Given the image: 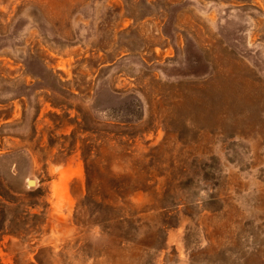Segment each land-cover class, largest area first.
Segmentation results:
<instances>
[{
  "label": "rangeland",
  "instance_id": "obj_1",
  "mask_svg": "<svg viewBox=\"0 0 264 264\" xmlns=\"http://www.w3.org/2000/svg\"><path fill=\"white\" fill-rule=\"evenodd\" d=\"M0 264H264V0H0Z\"/></svg>",
  "mask_w": 264,
  "mask_h": 264
},
{
  "label": "bare ground",
  "instance_id": "obj_2",
  "mask_svg": "<svg viewBox=\"0 0 264 264\" xmlns=\"http://www.w3.org/2000/svg\"><path fill=\"white\" fill-rule=\"evenodd\" d=\"M32 183L34 184V181H32Z\"/></svg>",
  "mask_w": 264,
  "mask_h": 264
}]
</instances>
